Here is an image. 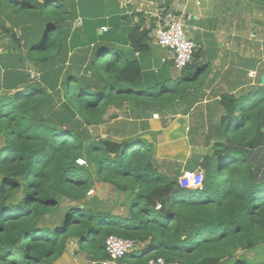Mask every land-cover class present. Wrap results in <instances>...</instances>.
<instances>
[{"label":"trees","instance_id":"16d2710c","mask_svg":"<svg viewBox=\"0 0 264 264\" xmlns=\"http://www.w3.org/2000/svg\"><path fill=\"white\" fill-rule=\"evenodd\" d=\"M6 6L23 16L19 42L27 53L1 79L0 264H55L74 241L103 261L110 236L147 244L125 264H223L264 245V91L221 97L218 142L199 162L203 185L183 188L179 175L158 170L154 146L142 136L95 139L87 128L105 125L113 108L133 120L163 114L195 86L198 52L179 78L139 89L140 61L110 35L71 42L75 21L65 6ZM150 33L132 26L134 52L151 51ZM95 180L131 199L128 216L89 206Z\"/></svg>","mask_w":264,"mask_h":264},{"label":"crops","instance_id":"0c3cea01","mask_svg":"<svg viewBox=\"0 0 264 264\" xmlns=\"http://www.w3.org/2000/svg\"><path fill=\"white\" fill-rule=\"evenodd\" d=\"M11 1L23 3L30 0H0V93L5 70L16 66L20 53H27L19 42L23 16L9 11L6 5ZM33 1L43 3L47 0ZM51 1L65 6L69 20L75 21L71 42L88 43L96 36L110 35L109 41L124 49L130 59L139 60L144 79V87L140 89L181 76L182 71L175 68L171 54L157 44L155 31L159 13L166 11L184 17L189 36L197 44L198 57L192 64V72L198 68L195 86L163 114L154 113L148 119L134 120V124L128 122L133 130L131 127L123 129L113 138L122 141L129 136H142L154 146L158 170L169 179L179 175V184L189 173H204L198 172L201 169L199 162L218 142L214 130L219 127L223 114L221 97L264 91V0ZM79 21L83 25L78 27ZM135 24L141 30H151V51L148 54L134 52L128 41L130 29ZM109 117L111 122L117 116L111 118L110 113ZM162 152L165 155H161ZM146 246L140 244L136 252L141 255ZM240 259H245L247 264H264V245L252 251L239 252L223 264H233ZM91 260L74 241L55 264H88Z\"/></svg>","mask_w":264,"mask_h":264},{"label":"built area","instance_id":"2783aa9c","mask_svg":"<svg viewBox=\"0 0 264 264\" xmlns=\"http://www.w3.org/2000/svg\"><path fill=\"white\" fill-rule=\"evenodd\" d=\"M157 29L155 31V39L157 44L166 49L174 61L175 68L183 71L190 65L195 58L197 52V44L190 38L186 28L185 19L183 16L174 15L169 12H162L156 15ZM82 21L77 23V26H82ZM107 31V29H104ZM254 76V73H250ZM37 73H31V79H37ZM155 118L159 117L154 115ZM86 162L83 159L78 160V164L84 165ZM204 181V174H187L180 182L183 188H201ZM158 209L161 206L157 207ZM140 244L136 241L110 236L106 240L107 259L103 261L91 260L88 264H120L118 259H124L128 254L137 250ZM125 264V263H124ZM148 264H168L164 259L151 260Z\"/></svg>","mask_w":264,"mask_h":264},{"label":"rangeland","instance_id":"374dc122","mask_svg":"<svg viewBox=\"0 0 264 264\" xmlns=\"http://www.w3.org/2000/svg\"><path fill=\"white\" fill-rule=\"evenodd\" d=\"M34 71V70H33ZM30 70V77L31 73ZM36 73V72H34ZM144 79L140 81V84L136 86V88L144 87L142 84ZM112 116H117L115 120L108 121L110 123H106L103 126L98 128L89 127L87 130L95 139H101L105 137H112L116 138L118 134L122 132L123 129L130 128L133 130L131 125L128 126V122L134 124V120H130V117L125 115V110H121L118 108H113L110 110L109 114ZM129 119V120H127ZM178 132L176 134L178 135ZM4 143L3 138L0 137V146ZM161 155H165V152H162ZM85 160V159H84ZM86 161V160H85ZM85 165V164H84ZM87 165V164H86ZM89 206L92 209L98 210L101 213H110V214H117L119 216H128L129 212V204L131 199L127 197L126 194L120 193L115 190L112 186L100 183L98 180H95V183L92 187V191L88 194ZM64 209H62L63 211ZM61 212H57L56 214L52 215L51 218L52 222H55L59 219Z\"/></svg>","mask_w":264,"mask_h":264},{"label":"water","instance_id":"95a60500","mask_svg":"<svg viewBox=\"0 0 264 264\" xmlns=\"http://www.w3.org/2000/svg\"><path fill=\"white\" fill-rule=\"evenodd\" d=\"M100 34H102V33L100 32ZM27 75L30 76V73H28ZM263 81H264V79H263ZM111 118H114V116H112ZM198 172H202V169H199ZM118 263L124 264V260L123 259H118Z\"/></svg>","mask_w":264,"mask_h":264},{"label":"clouds","instance_id":"9594fccd","mask_svg":"<svg viewBox=\"0 0 264 264\" xmlns=\"http://www.w3.org/2000/svg\"><path fill=\"white\" fill-rule=\"evenodd\" d=\"M158 209V208H157Z\"/></svg>","mask_w":264,"mask_h":264}]
</instances>
